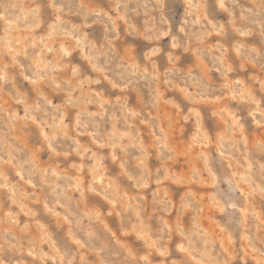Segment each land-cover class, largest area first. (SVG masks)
<instances>
[{"label": "rangeland", "instance_id": "374dc122", "mask_svg": "<svg viewBox=\"0 0 264 264\" xmlns=\"http://www.w3.org/2000/svg\"><path fill=\"white\" fill-rule=\"evenodd\" d=\"M0 69V264H264V0H0Z\"/></svg>", "mask_w": 264, "mask_h": 264}, {"label": "bare ground", "instance_id": "6f19581e", "mask_svg": "<svg viewBox=\"0 0 264 264\" xmlns=\"http://www.w3.org/2000/svg\"><path fill=\"white\" fill-rule=\"evenodd\" d=\"M11 8V7H10ZM17 10V9H16ZM19 10V9H18ZM15 11V10H14ZM21 11V10H20ZM39 12V11H38ZM124 12V11H123ZM7 14V13H6ZM19 14H20V12H19ZM5 15V14H4ZM120 16V15H119ZM19 17V16H18ZM25 17V16H24ZM124 18V17H123ZM10 19H11V17H10ZM14 19V18H13ZM13 19H12V21H13ZM17 20V19H16ZM29 20V19H28ZM24 21V20H23ZM11 22V21H10ZM21 22H22V20H21ZM59 24V23H58ZM11 26V25H10ZM29 26V25H28ZM21 28V27H20ZM17 29V28H16ZM50 29V28H49ZM56 32V31H55ZM54 35V34H53ZM9 36V35H8ZM18 37V36H17ZM19 38V37H18ZM53 42V41H52ZM42 44H43V42H42ZM15 45H16V43H15ZM3 46V45H2ZM21 46V45H20ZM26 46V45H25ZM9 48V47H8ZM28 49V48H27ZM63 54V53H62ZM24 55V54H23ZM208 56V55H207ZM11 57V56H10ZM40 61V60H39ZM42 62V61H41ZM6 65V64H5ZM41 65H42V63H41ZM61 65V64H60ZM4 66V65H3ZM37 66V65H36ZM38 66H40V65H38ZM44 66V65H43ZM205 67V66H204ZM39 68V67H38ZM41 69V68H40ZM1 70V69H0ZM48 74V73H47ZM38 77V76H37ZM13 79V78H12ZM11 80V79H10ZM11 82V81H10ZM74 88V87H73ZM232 94V93H231ZM233 95V94H232ZM171 105V104H170ZM32 108V107H31ZM111 110V109H110ZM34 119V118H33ZM33 121V120H32ZM42 123V122H41ZM238 126V125H237ZM137 132V131H136ZM238 134V133H237ZM7 138V137H6ZM195 138V137H194ZM196 139V138H195ZM112 140V139H111ZM110 140V141H111ZM108 142V141H107ZM242 147V146H241ZM261 147V146H260ZM14 152V151H13ZM170 152V151H169ZM99 160V159H98ZM95 161V160H94ZM124 165V164H123ZM95 170V169H94ZM21 173V172H20ZM103 173V172H102ZM41 176V175H40ZM259 176V175H258ZM68 177V176H67ZM162 178V177H161ZM242 178H244V177H242ZM52 179V178H51ZM175 179V178H174ZM176 179H177V177H176ZM56 181V180H55ZM47 184V183H46ZM78 184V183H77ZM111 185V184H110ZM147 185V184H146ZM63 186V185H62ZM115 186V185H114ZM3 187V186H2ZM16 193V192H15ZM186 199V198H185ZM67 200V199H66ZM110 200V199H109ZM210 200V199H209ZM186 201V200H185ZM139 211V210H138ZM169 212V211H168ZM81 221V220H80ZM8 222V221H7ZM76 224V223H75ZM201 241V240H200ZM223 241V240H222ZM225 252V251H224Z\"/></svg>", "mask_w": 264, "mask_h": 264}]
</instances>
